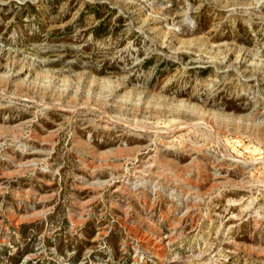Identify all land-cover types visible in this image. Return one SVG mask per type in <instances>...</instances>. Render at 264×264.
<instances>
[{"label": "rangeland", "instance_id": "obj_1", "mask_svg": "<svg viewBox=\"0 0 264 264\" xmlns=\"http://www.w3.org/2000/svg\"><path fill=\"white\" fill-rule=\"evenodd\" d=\"M0 264H264V0H0Z\"/></svg>", "mask_w": 264, "mask_h": 264}]
</instances>
